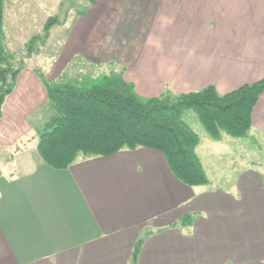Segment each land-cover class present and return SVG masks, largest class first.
<instances>
[{
    "label": "crops",
    "instance_id": "0c3cea01",
    "mask_svg": "<svg viewBox=\"0 0 264 264\" xmlns=\"http://www.w3.org/2000/svg\"><path fill=\"white\" fill-rule=\"evenodd\" d=\"M108 1L115 38H124L112 69L141 96L208 85L224 94L264 77V0ZM22 70L1 106L7 140L25 134L28 114L48 101L38 74ZM260 136L264 91L244 137L250 150ZM7 140L0 144L15 143ZM36 144L31 159L16 168L6 157L0 172V264H129L144 233L134 264H264V170L254 159L222 180L199 155L208 182L190 186L156 149L78 156L57 169ZM202 146L200 138L197 153ZM188 213L191 223L181 224Z\"/></svg>",
    "mask_w": 264,
    "mask_h": 264
},
{
    "label": "trees",
    "instance_id": "16d2710c",
    "mask_svg": "<svg viewBox=\"0 0 264 264\" xmlns=\"http://www.w3.org/2000/svg\"><path fill=\"white\" fill-rule=\"evenodd\" d=\"M3 0H0V116L5 97L13 90L22 64L14 67L12 55L3 44ZM55 18L43 25V35L27 42V55L34 43H42ZM45 85L53 112L37 130L36 151L41 160L57 169L67 168L78 156H108L123 148L145 146L161 151L172 173L184 184L208 182L202 160L196 152L199 134L183 119L186 109L198 117L207 134L221 139L248 136L252 110L264 91V77L244 83L224 94L213 85L171 95H139L123 70L112 69L89 84L72 81L51 82L35 69ZM252 142H254L252 140ZM185 214L181 224L191 223ZM134 243L129 264H134L144 236Z\"/></svg>",
    "mask_w": 264,
    "mask_h": 264
},
{
    "label": "rangeland",
    "instance_id": "374dc122",
    "mask_svg": "<svg viewBox=\"0 0 264 264\" xmlns=\"http://www.w3.org/2000/svg\"><path fill=\"white\" fill-rule=\"evenodd\" d=\"M3 9L4 48L12 55L11 64L14 67L22 64V72H36L37 69L51 82L89 84L93 79L109 73L114 65L112 59L124 53L121 46L123 41L120 40L124 38H115V29L110 26L108 0H3ZM50 16L55 21L48 37L43 43L37 40L32 52L27 55L28 40L33 35H43V25ZM168 91L166 88L162 93ZM170 94L175 95V92ZM52 112L51 103L47 101L28 114L30 126L23 129L25 134L8 132L10 139L7 140L0 133V140L15 141L5 147L0 144V172L7 170L8 164L4 165L8 159L6 157L12 156L7 162L16 168L20 167L21 162L28 161L35 149L37 130ZM182 117L202 139L203 146L198 149V154L205 163L209 177L222 180L232 178L233 164L248 166L253 159L256 167L264 170V136L255 137L257 140L252 142L254 149L250 150L244 137L228 136V140L222 141L209 137L197 115L190 109L184 110ZM32 135L35 140H31ZM16 146L24 150L19 155L15 154ZM220 173L224 176L220 177Z\"/></svg>",
    "mask_w": 264,
    "mask_h": 264
}]
</instances>
